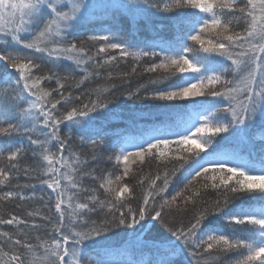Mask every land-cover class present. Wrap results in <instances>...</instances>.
<instances>
[{
  "label": "snow or ice",
  "instance_id": "6c2138e0",
  "mask_svg": "<svg viewBox=\"0 0 264 264\" xmlns=\"http://www.w3.org/2000/svg\"><path fill=\"white\" fill-rule=\"evenodd\" d=\"M143 4L149 26L159 14L168 21L170 41L139 48L96 31L92 0H0V207L24 211L0 214V264H117L110 233L139 237L145 221L164 229L142 241L147 264H264V135L259 166L252 153L253 130L264 129V0ZM129 58L130 72H119ZM140 61L165 75L127 97L170 102L155 117L164 127L125 140L107 156L115 174L98 175L114 81ZM28 181L46 186L49 201L23 208L36 199Z\"/></svg>",
  "mask_w": 264,
  "mask_h": 264
},
{
  "label": "trees",
  "instance_id": "16d2710c",
  "mask_svg": "<svg viewBox=\"0 0 264 264\" xmlns=\"http://www.w3.org/2000/svg\"><path fill=\"white\" fill-rule=\"evenodd\" d=\"M111 1L113 2L112 5L94 9V15L91 23L95 25L96 31H100L101 29H111L112 31L117 32V34L122 35L125 40L137 45L139 48L153 43H165L173 38L174 30L169 27L167 20L161 19L162 14L153 18L151 26L146 23V18L142 11L144 8L143 0ZM161 25H163V27H161ZM88 34H91V30H89ZM156 50L159 51L158 48ZM138 63H140L141 67L137 69L135 74L129 75L123 81L119 79L114 81L117 85V95L114 103L110 105V107L114 109L113 119L103 125L106 132V150H98L100 160L95 164L98 175L106 174L109 171H112L115 174V169L113 168L112 163L107 160V156L111 155L113 151H119L120 146L125 140H132L134 138L138 139L139 134L142 131L151 129L153 125L157 127H164V125L160 124L159 119H155V117H159L160 113L167 111V109H164L161 106L170 102L151 99H128L127 97L128 91H136V89L141 85H145L147 89L151 91L154 86L150 84V80L155 79L158 76L165 75V72L162 69L157 70L155 73L144 72L143 65L145 63H150V61H140ZM132 64L133 61L129 58L127 64L122 63L120 65L118 71L130 72ZM0 71H3V69L0 68ZM98 82L104 83L103 79ZM91 86L94 87L95 83ZM158 86L164 87L165 85L162 83ZM141 91H143V89H141ZM121 92L125 93V95L121 96ZM160 119H162V117H160ZM97 124L98 126L100 125L99 120L97 121ZM262 135H264V129L256 128L253 130V140L256 144V148L252 150V153L254 163H256L257 166L260 164L259 145L261 143L260 137ZM221 144L223 146V142H221ZM72 147L82 153V158L86 157L91 160V153L89 149L87 147H82L79 144V138L74 140ZM228 147L230 150L238 152L239 155L248 158V151L244 150L243 146L237 147L235 145H230ZM5 163V161H0V166H3ZM27 163L31 164L32 160L29 159ZM132 167L135 171L137 165H133ZM144 171L145 173L152 172L154 174L155 165L151 168L145 166ZM181 172L177 173V178L173 181V184L176 187H182V184L177 183ZM28 182L36 183L37 185L34 190L36 199L34 201L25 202L23 204V208H29V205L40 207L41 202L39 201V197L41 196L44 197V202L49 201L50 190H48L46 186H41L38 181ZM19 183L21 185L26 183L23 174H21ZM13 190H16L15 187H13ZM23 191L28 195H31L33 192L32 189H23ZM100 191L102 194L103 190ZM212 195L213 194L209 193V198H212ZM139 196L140 190L138 188L137 197ZM11 211L24 215L23 209H14L11 204L0 207V214ZM45 211L47 212V209H45ZM48 214L54 215V211L48 212ZM93 218L96 219L97 217ZM169 219L171 220L172 218ZM175 220L178 222L179 216H176ZM142 223L146 225L147 230L140 234L139 237L131 235L133 232L137 231L134 229H116L114 234L110 233L112 236V247L109 250V259L117 262V264H147V261L153 258L152 250L143 246L142 241L157 237L159 233L164 232V229L157 222L145 221ZM153 225H155V227H153ZM139 227L140 226L138 225L137 229H139ZM157 229H159V233L157 232ZM226 231L228 230L226 229Z\"/></svg>",
  "mask_w": 264,
  "mask_h": 264
},
{
  "label": "rangeland",
  "instance_id": "374dc122",
  "mask_svg": "<svg viewBox=\"0 0 264 264\" xmlns=\"http://www.w3.org/2000/svg\"><path fill=\"white\" fill-rule=\"evenodd\" d=\"M92 2L96 5L95 9L103 8L113 3L111 0H92Z\"/></svg>",
  "mask_w": 264,
  "mask_h": 264
}]
</instances>
